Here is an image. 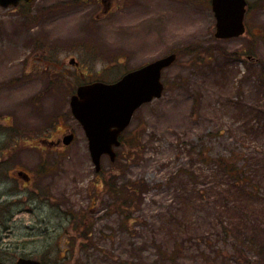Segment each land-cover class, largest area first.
<instances>
[{
  "label": "rangeland",
  "instance_id": "1",
  "mask_svg": "<svg viewBox=\"0 0 264 264\" xmlns=\"http://www.w3.org/2000/svg\"><path fill=\"white\" fill-rule=\"evenodd\" d=\"M98 1L0 7V202L9 201L4 206L14 212L0 214V244L12 248L5 255L0 246V256L264 264V237L253 228L264 222V82L254 60L264 61V0H248L247 36L230 40L214 37L210 0ZM173 52L178 59L163 73V97L137 111L118 162L103 157L97 176L70 96L81 84L114 82ZM45 131L49 140L68 131L76 140L41 155L17 145H35L22 137ZM227 158L244 168L249 190L230 193L231 178L217 164ZM16 164L34 173L48 165L37 189L51 199L49 235L32 229L45 214L29 212V189L7 179ZM112 176L122 190L146 187L138 197L116 199L105 186ZM234 202L251 222L241 236L224 231L225 208ZM84 221L91 224L88 240L80 234Z\"/></svg>",
  "mask_w": 264,
  "mask_h": 264
},
{
  "label": "water",
  "instance_id": "2",
  "mask_svg": "<svg viewBox=\"0 0 264 264\" xmlns=\"http://www.w3.org/2000/svg\"><path fill=\"white\" fill-rule=\"evenodd\" d=\"M19 1L0 0V5L17 6ZM212 6L217 19L216 38H234L245 33V0H212ZM175 61L176 55L172 54L129 72L116 83L97 82L81 86L71 98L72 113L85 130L97 171L101 169L104 154L115 160L114 147L120 145L119 136L130 124L134 112L143 104L162 96L161 73ZM71 141L72 136L65 143L70 144ZM18 264L39 263L20 259Z\"/></svg>",
  "mask_w": 264,
  "mask_h": 264
},
{
  "label": "flooded vegetation",
  "instance_id": "3",
  "mask_svg": "<svg viewBox=\"0 0 264 264\" xmlns=\"http://www.w3.org/2000/svg\"><path fill=\"white\" fill-rule=\"evenodd\" d=\"M98 1V0H97ZM97 4L99 5L100 2L98 1ZM96 5V4H95ZM108 12V11H107ZM251 59H253L252 57H249ZM70 64H76V68L77 66L79 67L80 64L74 59L72 58L70 60ZM86 85V84H81ZM79 85V86H81ZM76 88V90L78 89V87ZM75 119V118H74ZM79 127L83 130V127L81 126V124L79 122H77ZM52 134V133H51ZM85 134V133H84ZM70 136H72V141L70 144H66V140L67 138H69ZM22 139L28 140L29 142H33L34 140H37V143H34L35 145H26L27 143L24 142H17V145L19 147H21L24 152L28 151L30 149H40V154L41 155L43 153V151L47 150V149H54L55 151L58 152H63V150H67L76 140V134L73 132H60L59 134H56L54 138L52 139H47V131L44 132L43 136H33L31 134H29L28 136H24L22 137ZM61 150V151H60ZM17 165V164H16ZM47 171H49L48 165H40L38 172H33L31 170H28L26 168H24V166L22 165H17L15 166L14 169L12 170H8L7 174L8 180H15L17 181L19 184H21L23 187H26L29 189L28 195L27 197H25V199H27V202L24 203H28L29 204V212H33L35 213H39V212H44L45 216L44 217H40L37 216V218L39 219H43V220H38L35 222V224L32 226L33 231L37 232L36 234L40 235V234H50V217L47 216L48 215V211L51 208L50 204H51V199L48 195L43 194L41 190L37 189L38 187H40L39 185H37L38 183V177L42 176L43 174H46ZM95 173L98 174L96 169H95ZM0 183H3V180L0 178ZM20 190H24L23 188L19 187ZM23 198L22 195H18L17 199H21ZM6 204H9V201H4V202H0V214L2 213V216L4 218H6V214H11L9 217H11L12 215H14L13 211H9L7 209ZM60 212H59V217L60 219L63 221V197L60 201ZM3 209H5V212L3 211ZM5 214V215H4ZM1 217V215H0ZM8 217V218H9ZM90 221L88 222H81L80 223V228H82L81 231V237L84 240H88L90 237ZM85 227V228H84ZM84 228V229H83ZM72 246V243H70ZM0 246L5 250V255H7L10 251H12V248L10 247H3L2 244H0ZM60 247L63 248V243L60 242ZM63 252V249H62ZM20 259H27V260H32L35 261L39 264H85L86 262L83 261H79V260H66L63 259V255L62 258L59 260H53V262L44 260V259H40V258H35V256H31V257H18L15 258L13 260H5L2 256H0V263L1 264H17L19 262Z\"/></svg>",
  "mask_w": 264,
  "mask_h": 264
},
{
  "label": "trees",
  "instance_id": "4",
  "mask_svg": "<svg viewBox=\"0 0 264 264\" xmlns=\"http://www.w3.org/2000/svg\"><path fill=\"white\" fill-rule=\"evenodd\" d=\"M217 49L222 51V49H219V48ZM222 53H225V52L222 51ZM232 56L234 55L232 54ZM258 68H259L258 79L259 81L263 83L264 82V62L263 61L259 62ZM254 116L259 117L260 111L259 110L254 111ZM200 156H203V155H200ZM206 159L207 158H205V160ZM232 160L233 159H228V158L221 159L220 162L217 164H218V167L221 168L227 174V176L231 178L232 185H231L230 193L232 195L234 194L237 195V192L243 191V190H249V187L246 186L248 182L246 181L247 178L245 176L244 168L241 165H238L235 160L233 161ZM107 186L109 187V194L113 196L114 198L119 199L121 198V196L127 197V198L130 196L138 197L140 194H142V190L145 189L146 184L144 182H141V183L134 184L130 187L125 185L122 190L121 187L117 183V178L113 177L111 180L107 181ZM128 190L132 193V195L129 194V192H127ZM231 205L234 207H230V209L226 207L224 211L225 215L228 217L227 222L224 225V231L226 234H234V235L241 236L242 234H245L247 232L246 227H249V224L251 222L245 218V214L243 213V211L240 209V207L238 206L236 202L229 203V206ZM253 228L257 230L258 233L262 237H264V222L259 221V223L255 225Z\"/></svg>",
  "mask_w": 264,
  "mask_h": 264
}]
</instances>
